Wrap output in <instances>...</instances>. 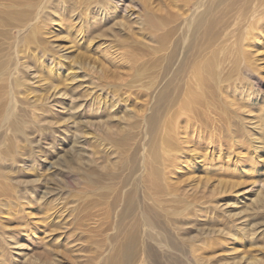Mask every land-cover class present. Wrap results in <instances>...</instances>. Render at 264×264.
Here are the masks:
<instances>
[{
	"label": "rangeland",
	"instance_id": "rangeland-1",
	"mask_svg": "<svg viewBox=\"0 0 264 264\" xmlns=\"http://www.w3.org/2000/svg\"><path fill=\"white\" fill-rule=\"evenodd\" d=\"M92 1L105 7L110 5L111 10H108L106 19H101V13H98L94 18L85 19L84 27L81 23L83 42L77 43L71 31L75 32L77 24L67 28L76 22L75 15L68 16L63 22H56V18L48 15L47 21H55L51 26L56 31L44 37L49 42L47 51H52V56L45 52L40 38H37L39 48L34 46L36 51L33 49L34 56H30V63L27 64L28 71L24 73L27 78L24 79L27 84H33L25 94L29 103L24 106L31 105L30 99L35 95H41V87L48 86L50 74H57V82L61 79L56 86L65 91L62 97L65 105H55L52 101L53 91L43 92L44 99L48 98V104L44 106L54 115L51 120L54 123L52 133L46 131L42 137H35L33 144L28 145L30 147H26L25 151L32 152V155L26 153L22 158L20 173L14 175L21 179L3 180L0 183V264H160L159 234L174 230L179 226L178 221L186 215L191 216L188 220L193 221L190 226L194 233L199 229L208 231L212 228H264V149L260 151V167L247 169L240 163L234 164L237 169L230 170L227 165H221L222 155L218 154L220 157L217 155L216 159L210 161L212 148L209 146V150L207 145L199 144L198 134L189 136V140H192L188 141L189 144L178 138L177 144L184 145L186 164L177 170L176 175L164 178L163 182L154 180L155 172L166 168L155 161L156 153L159 155L156 133L162 131V119H174L178 103L192 89V66L210 59L225 48V54H217L216 58L221 60L224 73L229 74L239 57L234 42L238 36L236 24L239 21L236 20H243L253 5H258L262 0H228L224 2L228 7L225 8L224 3L216 7L210 19L214 25L208 28V38H196L195 47L191 49L185 26L180 21H172L173 16L181 13L183 0ZM172 1L177 5L174 8ZM209 1L207 5L211 6L215 2ZM194 9L193 6L190 12ZM255 37L258 38H255L257 41L252 40V47L242 46L246 50L247 65L253 66V69L247 71L245 64L241 68L240 78L244 80L241 78L243 84L240 92H251L260 98L255 111L250 105L243 107L245 110L251 109L252 112L249 110L248 114L259 120L264 107V34ZM4 38L0 36V40ZM177 42L180 45L174 56ZM66 78L70 80L65 82ZM214 85L209 78L205 89L197 93L201 95L203 92L207 101L220 102ZM34 86L38 87L35 88L39 93L29 94ZM90 89H94L96 96L100 94L102 100L115 105L109 125H112L110 133L117 142L110 144L114 148V156L109 158L104 153L106 146L101 150L95 147L97 142L93 140L98 136L104 143L105 133L99 126H104L106 118L100 116L101 111L97 109V112L96 107L86 111L85 104L91 98ZM6 94L3 89L0 99L6 98ZM161 95L163 104L156 106ZM240 100H235V105L230 106L231 112L237 111L236 104ZM243 103L244 99L240 104ZM74 106L79 108L80 116L72 110ZM216 118L219 126L222 124L223 127L219 136L222 140L220 146L223 143L222 147L237 150L225 131L229 126L221 122L224 117L217 115ZM229 122L237 125L240 120L232 116ZM245 124L250 125V122L246 121ZM76 126L83 129V134H77ZM238 138L242 143H249L238 150L242 154V162L250 163L252 159L246 149L250 147L252 150L255 141H250L253 140L252 136L248 139ZM78 152L86 154L85 157L81 159ZM100 152L102 156L98 154ZM206 152L209 153V160L202 158ZM86 161L90 162L89 165ZM95 161L98 164L94 165ZM211 162L217 163L213 165ZM64 163L78 167L81 176L75 178L66 173L61 167ZM257 168L259 170L255 171ZM158 185L163 186L162 192L156 190ZM231 192L238 196L239 203L236 205L235 198L229 197ZM258 192L263 202L257 200ZM23 193L26 196L31 194L32 202H28ZM220 194L230 201L218 203L216 199ZM217 204L229 206L217 208ZM125 207L128 208L125 210ZM225 213L237 215L233 217L240 218L242 223L225 222ZM145 217L150 219L149 225H143ZM127 229L129 237L132 233L137 237L131 239L130 244L124 241ZM127 251L130 253L128 258ZM222 255H227L225 261L228 263L235 257L248 256L230 249L222 252ZM187 262L195 263L192 258Z\"/></svg>",
	"mask_w": 264,
	"mask_h": 264
},
{
	"label": "bare ground",
	"instance_id": "bare-ground-1",
	"mask_svg": "<svg viewBox=\"0 0 264 264\" xmlns=\"http://www.w3.org/2000/svg\"><path fill=\"white\" fill-rule=\"evenodd\" d=\"M226 1L228 0H215L214 4L212 3L211 6V5H207V3L210 2L209 0H183L184 4L183 6H180L182 9L181 13L178 16H173L172 21L174 20L176 23L180 21L182 22L183 26H185L186 33L187 35H189L188 36V41L190 42L189 49L195 47L194 45L196 43L195 40L196 38L198 39L208 38V28L211 25H214V21L211 22L210 19L214 15L216 7H218L219 5L223 4ZM97 2H99V0H97ZM239 3H241V1ZM172 4H173V8L177 6L175 3H173V1ZM257 4L258 5L256 6L254 4L253 5L254 7L250 5L253 8L249 13L245 14L243 20L239 18L238 20H236L239 21L236 24L238 27L237 30L238 36L236 37L234 42L236 43V47L239 51V57L237 58L238 61L236 62V65L232 68L229 74L224 73V71L222 70L221 60L216 58L217 54H221V55L225 54L227 50L225 48H222L224 49L222 51H220L221 50L220 49L219 50L220 52L214 54L210 59L202 60L192 66V70H191L192 76H190V81H191L190 85L193 90L189 89L188 95L184 94L186 97L180 103H178L179 105H178V109L176 108L177 111L175 113L174 119H169L166 121L162 119L161 120L162 124L160 125V129L162 131L158 133L155 132L159 140V144L157 145L159 155H157L156 153L155 156L156 158L155 157L153 158H155V161L157 163L160 162L162 163V166L163 165L166 166V168H163L162 171L157 170L155 172L154 180L158 179V181L163 182L164 178L166 179L171 175H176L177 170H179L181 166L186 164L187 158H186V153L184 152V145L183 143H182L183 146H179L177 144L178 138H181V140L184 141V143H187L188 141H192L189 140V136L190 135L194 136V134H198L199 142L198 141L197 142L199 144L201 145L203 144V146L207 145L208 147L211 146L212 148L210 153L211 156H209L211 157L210 161L216 159L217 155L219 154L222 155L221 165L224 166L227 165V167H229L228 169L230 170L237 169L236 165L240 163L243 166H245L247 169L251 167L254 168V166L256 167L261 166L262 155L260 151L264 149L263 140L261 141V139H264V107L263 110L260 111L262 115L261 119L257 120L253 116H250V114L248 113H250L251 109H249L250 110L249 111V110H245V108L243 107L250 105L252 106V109H254L256 103L260 101L259 100L260 98L251 92L250 93L247 92L248 94L242 91L240 92V90H242V84H243V81L241 80L242 77L240 78L241 68L245 64L244 67L247 71H252L253 69V66L247 65L248 62H247L246 50L243 49L242 46H244L245 48H249L251 46L250 43L256 40L255 38H258L255 36H262L264 34V0H262L261 3H257ZM164 6L167 7L166 4H164ZM193 6L195 9L193 12H190V9L193 8ZM109 7L110 5L105 7V5H100L99 3L94 4L92 0H0V36L3 38L5 37L4 39L0 40V59H1L0 60V83H1L0 92L2 94L3 89H5V92H7L6 98L0 99V183L3 182V180L7 181L9 179H12L15 181L17 178L21 179V177H16V176L14 177V175L17 174L16 172L20 173L22 158L27 153V151H25L26 147L28 145H32L34 138L42 137L46 131L49 130L52 133L53 130L52 125L54 123H52L51 120L54 118L53 117L54 115L52 114L51 111L50 112L48 111L47 106L46 107L44 106L48 104L47 103L48 98L46 97L47 99H44V96L42 95L43 92L48 93L50 91H53L54 99L52 101L55 103V105L56 104H59L61 106L65 105L64 102L65 100L62 99V97L65 95V91L62 92L61 89L63 88L59 89L60 87L56 86L57 83L61 82V79L57 82L58 79V77H56L57 74L54 75L50 74L49 75L50 85L48 84V86L45 88L40 86L42 88L41 91L42 93H40L41 95L39 96L35 95L34 98L30 99L31 105L24 106L27 103H29L25 99V94L28 93L30 85L33 84V83L31 84L26 83V80L24 78L27 77L26 75H24V73L28 71L27 64L30 63L31 60L30 56L31 55L34 56V52L36 51L35 47L37 46L36 48H39L38 47L39 43L37 41V38H40L41 45L43 44L42 47L44 46L43 49H45V52H48L52 56L51 54L52 51H47L48 48L47 45L49 42H46V39L44 37L56 31H54L53 26H51V24L55 23V21H52L51 23L48 22L47 21V18H49L48 15H51L52 18H56V22L66 21L68 16L75 15L76 22L72 23V21H70L72 25L68 26L67 28H71L73 27V25L77 24L75 28V32L74 30L71 31L73 32L75 39L77 40V43H81L84 40L83 38L84 35H82V28L85 26L84 20L87 18H94L95 16L99 15L98 13H101V19L103 18L106 19L108 17V12H109L108 10H111V8ZM226 7L228 6H226L225 4V8ZM81 23H83V27L80 26ZM49 26H51L52 28L49 29L48 28ZM210 32H212V30ZM167 43L169 42L167 41ZM84 44L86 43L84 42ZM178 45L180 44H178L177 42L174 48L175 49L174 56L177 55ZM4 57H6V59H3ZM75 78H77L78 80L77 74L75 75ZM209 78H211V80L214 81L215 84L214 86L216 89L215 92L220 102L209 101V100L207 101L204 99L203 92H201L202 93L201 95L197 93L198 90L205 89L204 86L207 85V79ZM68 80L70 79L66 78L65 82H67ZM35 87L36 86H34V89H32L31 93L29 94L39 93L36 90V88L38 87L36 88ZM72 88L73 86L69 88L70 91L72 90ZM251 90L252 89H250V91ZM89 91L91 98H89V100L85 104L87 106L86 111L88 109L90 111L91 108L96 107V110L98 109L99 111H101L100 116L106 118L105 122L107 123V124L104 123V126H99L101 131L105 133L104 134L105 139H103L104 143H101V138L97 136L96 138H93L94 142H97L95 147L101 148L103 146H106L107 151L104 153L106 157L109 158L111 157V155L114 156V150H113L114 148L112 147V145L110 146V144L117 142V140L113 138L112 134L110 133L112 132V127H111L112 125H109L110 116H112V111L115 105L113 104V102L108 103L105 100H102V98H100V94L96 96L94 89H90ZM154 93L151 94L155 95ZM242 97L244 99V103L240 104L241 100L243 101ZM238 99L241 100L237 101L236 104L238 105L237 111L235 110L231 112L232 108H230V106L233 104L235 105L234 102L235 100ZM162 104H163V98L161 95V97L159 96V99L156 102V106L159 105L161 106ZM77 106L72 107V110L76 113V115L80 116V113L78 111L79 108ZM80 107L82 108V105ZM253 111H255V109ZM217 115L224 117V119L221 120V122L223 121V123H227V125L229 126V129H226L225 131L229 135V140L233 142V144H235V146L233 144L232 146L236 147L237 150L235 149L228 150L227 147H222L223 143L220 146L222 140L220 139L219 136L221 135V132H223L222 131L223 127L221 126L222 125L221 122H220L221 125L219 126V121L216 118ZM79 116H77V118ZM232 116L239 118L240 122L239 124H237L239 126L234 124L232 125L231 122L228 123V121H231ZM244 121L250 122V125H246ZM41 122H43L44 125ZM63 131H64L63 134H65L66 130L63 129ZM76 132L78 135H81L83 134L84 131L80 126H76ZM240 136L246 139L252 136L253 140L250 141L251 142L255 141L253 142L254 146L251 147L252 150L250 149V147L246 149L247 155H249L250 158L252 159L250 163L242 162L243 157L242 154H240L238 148L241 149L244 146L248 145L249 143H245V141H243L244 143L240 142L238 138ZM204 139L206 140V142H203ZM194 142H196V140H194ZM225 150L227 151L225 152ZM119 151L120 150H118V152ZM236 151L238 152L236 153ZM27 154L32 155V152H29ZM78 154L81 157V159L86 155L80 152H78ZM98 154H101V152ZM208 154L209 153L204 155V157L202 158L203 159L205 158V160H209V157L207 156ZM194 159H190V160L195 161ZM89 163L90 162L86 161V164L89 165ZM94 163H95L94 165L98 164L97 161H95ZM215 163L212 164L214 165ZM61 167L66 170V173L71 174L75 178L76 177L79 178L81 176L79 168L76 167L75 165L64 163ZM91 167L94 168V166ZM197 170L199 171V169ZM258 170L259 169L257 168V170L255 171ZM251 171H253V169H251ZM88 174H86L87 178H89ZM232 188L234 187H231V189ZM156 190L158 192H162L163 186L158 185L156 187ZM173 190L177 191V189H173ZM237 192L239 193V191ZM224 193L227 192H223V194ZM4 194H6V192ZM223 194H220V197L216 199L218 203H222L225 200L230 201L228 200L227 196L225 197ZM229 195H231L229 196L230 198H235L234 199L235 205L239 203V199L237 198L238 196H236L233 192H231ZM31 197L32 195L28 194L25 198L27 199L28 202H32ZM260 197H261V193L258 192L256 198L257 200L262 201L260 200L261 199ZM232 205L233 203L231 204V206ZM217 206H218L217 208H220L229 205L217 204ZM127 208L128 207H125V210ZM221 210L223 209L221 208ZM233 216H237V215L235 214L227 215L226 213L223 214L224 220L227 223H233L236 221H238V224L242 223V221H240V218L237 217L234 218ZM189 217L191 216L186 215L184 216V219L179 220L178 221L179 226L174 228V230L167 232L163 231L159 234L158 246L160 251V264H188L187 259L190 260V258H192V260L195 262L194 264H264V228L257 227V228H252L250 230L235 229V228L234 229L224 228L222 230L219 228L218 229L212 228L208 231H206L205 229H199L196 230V232L194 233L193 229H191L190 226L191 222L193 221L189 222L188 220ZM149 220L150 219H148V217L147 218L145 217L144 220H142L143 225H149L150 224ZM236 225L237 224H235L234 226L236 227ZM129 234L130 233H128V229H127L126 240L124 241H126L125 243L129 242L130 244V240L137 237L134 235V233H132V235L129 237ZM174 239H177L178 241H180V243L179 244L176 243ZM129 244L127 246L131 247L129 246ZM146 247L148 248V244H146ZM227 249L233 251H240V253L247 254L248 256L235 257L232 262L228 263L225 261V259H228L226 258L227 255H222V252L226 251ZM128 257H130V253L128 254L127 251V258Z\"/></svg>",
	"mask_w": 264,
	"mask_h": 264
}]
</instances>
